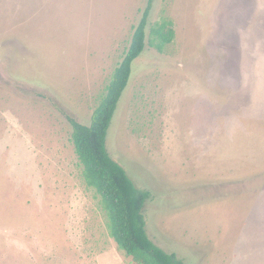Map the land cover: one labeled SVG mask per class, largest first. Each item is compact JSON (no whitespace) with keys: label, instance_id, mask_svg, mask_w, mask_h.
<instances>
[{"label":"rangeland","instance_id":"1","mask_svg":"<svg viewBox=\"0 0 264 264\" xmlns=\"http://www.w3.org/2000/svg\"><path fill=\"white\" fill-rule=\"evenodd\" d=\"M149 0H0V264H136L72 142ZM173 21L163 51L156 23ZM107 137L185 264H264V0H152Z\"/></svg>","mask_w":264,"mask_h":264},{"label":"trees","instance_id":"2","mask_svg":"<svg viewBox=\"0 0 264 264\" xmlns=\"http://www.w3.org/2000/svg\"><path fill=\"white\" fill-rule=\"evenodd\" d=\"M151 9L152 0H149L134 27L129 47L114 69L106 93L92 114L91 123H81L71 116L67 119L72 126V142L83 166L85 181L101 196L110 235L119 248L136 264H185L176 253L167 252L151 239L147 232L145 208L152 193L136 185L107 147L108 132L130 82L133 63L147 46ZM149 35V45L163 51L175 37L173 21L165 19L156 23Z\"/></svg>","mask_w":264,"mask_h":264}]
</instances>
